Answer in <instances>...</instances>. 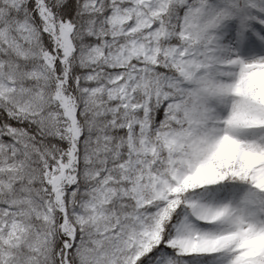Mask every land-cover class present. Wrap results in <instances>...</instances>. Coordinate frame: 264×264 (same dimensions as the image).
<instances>
[{
  "label": "snow or ice",
  "instance_id": "1",
  "mask_svg": "<svg viewBox=\"0 0 264 264\" xmlns=\"http://www.w3.org/2000/svg\"><path fill=\"white\" fill-rule=\"evenodd\" d=\"M0 264H264V0H0Z\"/></svg>",
  "mask_w": 264,
  "mask_h": 264
}]
</instances>
